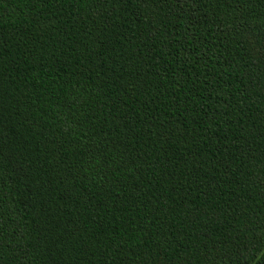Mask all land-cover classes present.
<instances>
[{
  "label": "trees",
  "instance_id": "obj_1",
  "mask_svg": "<svg viewBox=\"0 0 264 264\" xmlns=\"http://www.w3.org/2000/svg\"><path fill=\"white\" fill-rule=\"evenodd\" d=\"M264 0H0V264H262Z\"/></svg>",
  "mask_w": 264,
  "mask_h": 264
},
{
  "label": "water",
  "instance_id": "obj_2",
  "mask_svg": "<svg viewBox=\"0 0 264 264\" xmlns=\"http://www.w3.org/2000/svg\"><path fill=\"white\" fill-rule=\"evenodd\" d=\"M262 264H264V262Z\"/></svg>",
  "mask_w": 264,
  "mask_h": 264
}]
</instances>
